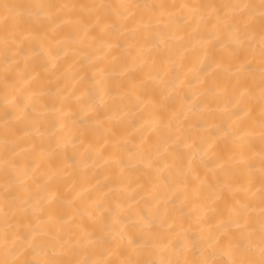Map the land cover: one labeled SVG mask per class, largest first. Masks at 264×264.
<instances>
[{
    "label": "bare ground",
    "instance_id": "1",
    "mask_svg": "<svg viewBox=\"0 0 264 264\" xmlns=\"http://www.w3.org/2000/svg\"><path fill=\"white\" fill-rule=\"evenodd\" d=\"M0 264H264V0H0Z\"/></svg>",
    "mask_w": 264,
    "mask_h": 264
}]
</instances>
